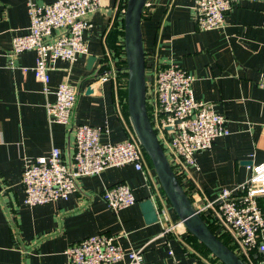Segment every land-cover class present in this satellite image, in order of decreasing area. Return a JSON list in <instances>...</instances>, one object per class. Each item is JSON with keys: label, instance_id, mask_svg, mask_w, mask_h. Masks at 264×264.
Segmentation results:
<instances>
[{"label": "crops", "instance_id": "obj_1", "mask_svg": "<svg viewBox=\"0 0 264 264\" xmlns=\"http://www.w3.org/2000/svg\"><path fill=\"white\" fill-rule=\"evenodd\" d=\"M27 1L0 0V264H67L65 250L96 234L116 237L124 249L143 248L144 264H201L203 250L186 230L162 235L164 225L178 221L169 206L164 223L144 222L140 202L151 199L156 212L158 207L159 183L153 170V189L142 173L124 165L80 178L76 192L65 201L33 207L24 203V167L52 148L68 158L76 125L102 128L100 139L109 143L133 133L121 90L112 82L99 83L86 93L96 71L108 64L106 54L114 51L109 43L122 39L126 0H100L83 34L88 53L49 66V93L34 78V52L10 55L12 36L28 27ZM196 1L148 0L141 31L147 77L165 65L178 66L194 77V100L212 104L226 119L228 134L198 154L195 165L179 178L191 202L202 203L224 188L241 186L250 175L249 166L264 161V88L259 85L264 75V0L238 2L225 15L224 27L209 31L196 27ZM64 81L76 94L68 125L50 122L46 112L54 90ZM119 183L131 188L136 203L114 213L101 194Z\"/></svg>", "mask_w": 264, "mask_h": 264}, {"label": "built area", "instance_id": "obj_2", "mask_svg": "<svg viewBox=\"0 0 264 264\" xmlns=\"http://www.w3.org/2000/svg\"><path fill=\"white\" fill-rule=\"evenodd\" d=\"M240 1L243 0H197L194 8L197 29L209 31L224 27L225 15ZM99 8L100 0H55L44 4L27 1L28 27L25 32L12 36L10 55L35 53L32 71L44 93L50 92L51 64L58 60L74 62L88 53L83 34ZM117 46L118 52L106 54L108 64L96 71L95 84L110 81L116 90H126L123 36ZM193 80L192 75L178 66L168 64L155 69L146 86L149 121L178 180L185 168L195 165L198 154L210 150L217 138L228 134L226 119L213 105L194 100ZM259 85L264 88V75ZM53 94L54 101L46 104L48 119L68 125L75 90L64 81ZM103 132L97 126L78 124L73 129L72 152L68 158H64L58 148H52L47 156L28 162L21 174L24 203L33 207L65 201L76 192L80 178L124 165H132L152 187L150 172L153 169L134 134L121 142L109 143L101 141ZM249 170L250 175L241 186L224 188L215 199L202 203L195 199L191 203L203 221L215 227L219 236L227 235L230 249L244 264H264V161L251 164ZM157 189V216L164 223L170 205L158 184ZM101 198L114 213L136 203L131 188L123 183L106 188ZM180 229L185 231L178 220L164 225L162 235L176 234ZM142 250L124 249L116 242V237L96 234L70 245L64 254L67 264H144ZM168 253L172 255L171 251ZM203 264L213 263L204 260Z\"/></svg>", "mask_w": 264, "mask_h": 264}, {"label": "water", "instance_id": "obj_3", "mask_svg": "<svg viewBox=\"0 0 264 264\" xmlns=\"http://www.w3.org/2000/svg\"><path fill=\"white\" fill-rule=\"evenodd\" d=\"M148 0H126L122 16L123 50L125 57L126 111L134 134L152 167L161 191L173 213L182 222L184 229L194 237L221 264H244L205 224L195 211L190 198L174 174L163 149L151 126L146 107V86L149 78L145 73V56L142 42L141 19ZM94 58L88 59L91 64ZM96 84L86 90L91 94ZM146 224L158 220L155 206L151 199L139 204Z\"/></svg>", "mask_w": 264, "mask_h": 264}, {"label": "trees", "instance_id": "obj_4", "mask_svg": "<svg viewBox=\"0 0 264 264\" xmlns=\"http://www.w3.org/2000/svg\"><path fill=\"white\" fill-rule=\"evenodd\" d=\"M117 33V32H116ZM109 45H110V48L111 49H113V50H115L116 51V47H117V45H118V40H111V42L109 43ZM117 52H118V49H117ZM119 94H121V97H122V100L124 101V103H125V100H126V90H121V92L119 93ZM124 110H125V114L124 115H126L127 114V112H126V106H125V104H124ZM146 157V156H145ZM146 160H147V158H146ZM147 162H148V160H147ZM148 164H149V162H148ZM149 166H150V164H149ZM151 167V166H150ZM206 224V223H205ZM207 226H208V228L212 231V233L216 236V237H218L228 248H230V246H229V238L227 237V235L226 234H222V235H218L217 233H216V230H215V227L214 226H212V225H210V224H206ZM194 240H195V242L196 243H198L199 244V246H200V248H201V250H203V254L205 255V256H202L205 260H211L210 262H213L214 264H221L217 259H215L206 249H205V247L202 245V244H200L194 237H192ZM201 264H203V261H202V263Z\"/></svg>", "mask_w": 264, "mask_h": 264}, {"label": "rangeland", "instance_id": "obj_5", "mask_svg": "<svg viewBox=\"0 0 264 264\" xmlns=\"http://www.w3.org/2000/svg\"><path fill=\"white\" fill-rule=\"evenodd\" d=\"M211 260H208L207 262H210ZM211 263H213V262H211ZM214 264V263H213Z\"/></svg>", "mask_w": 264, "mask_h": 264}]
</instances>
